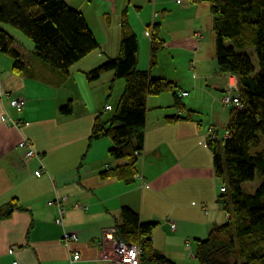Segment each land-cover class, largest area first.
<instances>
[{
	"label": "crops",
	"instance_id": "0c3cea01",
	"mask_svg": "<svg viewBox=\"0 0 264 264\" xmlns=\"http://www.w3.org/2000/svg\"><path fill=\"white\" fill-rule=\"evenodd\" d=\"M64 1L83 14L97 43L99 34L103 38L107 35L117 0H105L112 6L102 10L104 0H100L90 22L82 0ZM192 1V6L184 5L183 0L180 4L174 0L166 2L163 12L157 15L161 0H151V27L158 24L162 28L172 17L174 24L186 23L187 15L196 18L200 3ZM133 8L132 16L143 27L146 21L140 17V9ZM124 12L137 37V69L149 71L152 77L168 80L177 87L181 80L168 73H154L159 63L156 59V65L150 66V43L140 51L127 9L122 10L116 24L118 43ZM161 19L165 21L159 22ZM0 30L13 38V46L24 63V69L17 72L13 60L0 53V214L6 215L10 208L12 211L10 216L0 217V264H70L73 253L79 254L74 264H110L101 257L99 241L104 231H116L123 208L135 212L140 222L154 225L150 239L158 253L173 264H193L189 263L195 261L190 255L195 253L192 245L196 246L198 240H204L214 227L227 220L217 202L224 184L215 177L208 143L212 135L221 137L227 128L229 112L225 113L219 104L230 84H238L236 77L220 74L215 60L212 74L205 76L208 79L194 74V82L181 84L183 89L177 88L176 92L181 101L184 98L185 110L193 112L190 119H185V111L172 107L171 93L149 97L143 146L136 156L138 175L126 183L101 176L126 163L109 157L111 140H90L96 119L103 123L110 120L125 87L123 80L113 81L112 73L103 74L95 82L82 77L110 59L109 52L97 51L99 45L64 77L36 57L33 43L11 28L0 25ZM158 36L165 45L166 36ZM149 37L151 40V34ZM195 37L198 42L202 39L198 33ZM182 44L188 45L187 40ZM15 99L25 102L21 113L11 106ZM67 105L71 112L64 115L60 110ZM199 111L209 113L207 122H202L200 115L196 118ZM173 116L182 120L166 122ZM11 122L19 126L12 127ZM24 140L40 159L24 157L18 148ZM37 170H41L40 177L34 174ZM59 206L64 215L61 223H56ZM67 234H75L76 241L65 243Z\"/></svg>",
	"mask_w": 264,
	"mask_h": 264
},
{
	"label": "trees",
	"instance_id": "16d2710c",
	"mask_svg": "<svg viewBox=\"0 0 264 264\" xmlns=\"http://www.w3.org/2000/svg\"><path fill=\"white\" fill-rule=\"evenodd\" d=\"M175 1V0H174ZM206 4L212 20L215 60L222 75L236 77V105L229 106L226 138L215 135L208 146L212 153L215 177L224 184L217 202L227 220L214 227L205 240L197 241L196 264H264V0H196ZM180 4V3H179ZM0 25L20 32L34 45L36 57L54 72L68 77L69 69L99 48L82 13L64 0H0ZM159 25L151 27L150 66L156 65L157 54L164 47L158 38ZM119 55L87 72L88 82L112 73L113 81L123 80L125 87L115 112L106 123L96 119L90 140L109 138L108 155L125 160L120 167L106 170L102 178H116L130 183L138 175L137 154L142 149L147 99L164 93L173 96L172 107L186 112L173 82L154 78L149 71L137 69L138 42L126 13L120 22ZM231 42L232 46H227ZM13 38L0 30V53L9 56L13 69L21 72L24 63L14 48ZM234 48H252L259 71L248 56L236 54ZM223 97V96H222ZM68 115L71 106L61 108ZM178 116L166 118L174 123ZM107 126V127H106ZM259 149V150H258ZM259 174L261 183L254 193L244 192L242 184L253 182ZM7 214L0 217H8ZM115 228L117 237L140 249V264H173L158 253L151 242L153 224L142 223L128 208L120 211Z\"/></svg>",
	"mask_w": 264,
	"mask_h": 264
},
{
	"label": "rangeland",
	"instance_id": "374dc122",
	"mask_svg": "<svg viewBox=\"0 0 264 264\" xmlns=\"http://www.w3.org/2000/svg\"><path fill=\"white\" fill-rule=\"evenodd\" d=\"M173 0H161L162 5L157 9V15L161 14L163 11L164 3L169 2ZM196 0H193L192 2H195ZM83 3L86 4V6L83 8L84 11H86V16L88 21L94 20V14L93 10L97 11V6L101 2L100 0H82ZM89 2L92 4L89 5ZM129 2L131 4L129 5ZM138 2H141L142 4H137ZM184 5H193L191 3V0H183ZM101 4V3H100ZM174 5H176L174 3ZM197 6V16L194 18L193 12H189L188 14H192L193 16L190 18L189 15L185 17L187 20L186 23L183 24H174L172 22L173 17L166 21L165 24H163L162 28L160 27L158 30V33L162 34V38L165 37V45L164 48L160 50V52L157 54V63H159V66L157 69L154 70L155 74H162V73H168L170 76L174 77L176 80H181V84H189L194 82V74L198 77H204L205 79H208L205 76L211 75L213 71V61L215 63V40H214V33L212 30V20L211 15L209 12V7L206 4H198ZM111 7L112 4L102 3L100 10H102L104 7ZM133 6H137L140 10V17L146 21L144 23V26L142 27L139 25V21L137 20L134 13ZM151 8H152V2L151 0H117L114 1V7L111 12V20L113 21V24L111 25V29H109L107 35L103 38L101 34L98 35L99 38V45L100 50L97 51H107L109 52V58L114 59L118 56V50H119V41L117 36H119V32L116 30V24L119 21V16L122 10L127 9L129 19L134 24V30L136 31V34L138 36L139 43L141 45L140 51H144V44L149 47L150 43V37L151 34L149 31V27L151 28ZM149 10V13H148ZM169 12L172 11V9H168ZM90 11V13H88ZM115 15V17H114ZM133 15V16H132ZM162 18V17H161ZM166 20V17H165ZM164 20V21H165ZM159 20V22H164ZM185 25V26H184ZM148 27V28H147ZM11 31H14L17 33V35L21 36L25 40H27L29 43H32L29 39H27L24 35H22L20 32L11 29ZM198 33L202 39L200 42L197 41L195 34ZM159 39L161 37L158 36ZM187 40L188 45H183L182 41ZM227 46H232L231 42L227 43ZM33 47V46H32ZM195 51V55L193 54ZM234 51L236 54H244L249 57V59L252 62V65L254 67V73L253 75L257 74L259 71V64L257 57L254 53V50L252 48H246V49H240V48H234ZM197 71V72H196ZM217 71V70H216ZM84 81L85 79L84 75L82 76ZM157 78V77H154ZM181 84L178 83L177 88L183 89ZM79 91L82 92V87L79 85ZM184 102V98L182 99ZM220 108H222L225 113L229 112V107H224L223 104H219ZM113 112V109L107 113L110 114ZM198 112V111H197ZM200 115V120L202 122H207L209 113H204L202 111H199V113H196V118ZM225 115V114H224ZM225 122H226V116H225ZM225 124V123H224ZM264 146V143L261 144L259 149H261ZM258 149V150H259ZM261 183V178L258 173H256L255 179L253 182H247L242 184V190L244 192L248 193H254L257 187ZM222 189V188H221ZM221 192V190H220ZM223 193V192H222ZM207 238V237H205ZM204 238V240H205ZM192 247L196 248V246L193 244ZM189 263L196 264L195 261H190Z\"/></svg>",
	"mask_w": 264,
	"mask_h": 264
},
{
	"label": "built area",
	"instance_id": "2783aa9c",
	"mask_svg": "<svg viewBox=\"0 0 264 264\" xmlns=\"http://www.w3.org/2000/svg\"><path fill=\"white\" fill-rule=\"evenodd\" d=\"M177 4L180 3V0H175ZM237 90H238V84L237 83H231L229 88L226 90L222 97V104L224 106H229L231 104L236 105L238 108L239 101L237 99ZM11 106L16 109L19 113H21L25 107V102L22 99H15L11 101ZM107 110L110 108L107 107ZM2 121L8 123L7 119H3ZM12 127H18L19 123L11 122ZM227 133L223 132L221 135L222 138H226ZM215 138V135L211 136V140ZM18 148L23 152L24 157L28 160L32 158H39L38 155L34 152L32 145L28 141H22L19 143ZM40 159V158H39ZM35 176L40 177L41 176V170H37L35 173ZM224 187L221 189V193L224 192ZM59 217L56 221V223H61L64 215V210L59 206ZM77 237L75 234H67L64 236V242L68 243L69 241H76ZM99 244L101 245L102 252L101 257L103 260L108 261L110 264H140V249L136 246H131L123 243L118 239L116 236L115 229H110L103 232V238L99 241ZM194 258V254H190ZM79 260V254L73 253V256L71 258L70 264H74L76 261Z\"/></svg>",
	"mask_w": 264,
	"mask_h": 264
}]
</instances>
